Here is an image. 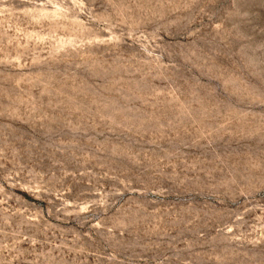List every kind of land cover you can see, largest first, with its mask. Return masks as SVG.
Here are the masks:
<instances>
[{
  "label": "rangeland",
  "instance_id": "1",
  "mask_svg": "<svg viewBox=\"0 0 264 264\" xmlns=\"http://www.w3.org/2000/svg\"><path fill=\"white\" fill-rule=\"evenodd\" d=\"M0 264H264V0H0Z\"/></svg>",
  "mask_w": 264,
  "mask_h": 264
}]
</instances>
